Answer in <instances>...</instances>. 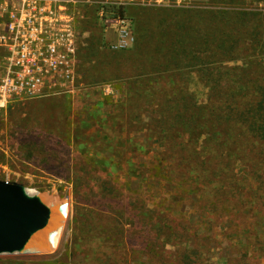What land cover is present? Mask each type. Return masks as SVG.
I'll list each match as a JSON object with an SVG mask.
<instances>
[{
	"label": "rangeland",
	"instance_id": "1",
	"mask_svg": "<svg viewBox=\"0 0 264 264\" xmlns=\"http://www.w3.org/2000/svg\"><path fill=\"white\" fill-rule=\"evenodd\" d=\"M174 1L129 6L137 41L122 51L100 48L94 23L87 21L77 54L83 88L73 97L14 101L0 109V179L22 183L41 193L40 198L66 204L51 251L0 254V264H264V191L257 193L259 202L247 196L231 205L228 216L208 212L202 186L195 188L181 176L168 180L165 147L153 135L154 119L161 114L146 101L152 93L156 100L184 92L199 104L214 83L227 86V77L235 89L255 77L264 80L257 69L264 66V53L250 56L251 65L241 59L210 64L207 73L204 66L192 65L180 72L175 69L173 75L169 71L156 76L140 72L138 62L142 52L138 40L144 32L139 22L148 28L161 19L174 25L187 19L195 23L198 10L206 12L200 15L201 22L216 25L240 12L232 8L264 13V0H182L179 5ZM174 7L190 13L170 12ZM211 12L214 15L207 14ZM255 22L264 29V14L256 15ZM108 83L113 95L104 93ZM183 86L186 89L181 91ZM184 137L188 140L187 134ZM78 179L87 181L79 189L83 202L74 199ZM103 183L106 195H111L114 185L119 209L131 223L106 207L110 201H97ZM159 212L166 221L159 230L161 237L154 238L141 223ZM170 232L173 240L164 242L163 234Z\"/></svg>",
	"mask_w": 264,
	"mask_h": 264
},
{
	"label": "trees",
	"instance_id": "2",
	"mask_svg": "<svg viewBox=\"0 0 264 264\" xmlns=\"http://www.w3.org/2000/svg\"><path fill=\"white\" fill-rule=\"evenodd\" d=\"M128 8L129 6L124 13L134 20ZM180 8L174 7L170 12L190 13V10ZM222 10L228 11L227 8ZM229 10L240 12H232L234 16L216 25L201 22L200 15H206V12L198 10L194 11L198 19L195 23L187 22V19L182 24L179 21V24L174 25L161 19L148 28L139 22L144 30L143 38L138 40V44L142 46L138 58L139 68L141 67L139 71H145V74L153 72L156 76L171 71L170 75H173L175 69L180 72L184 66L200 65L204 66V72L207 73L210 64L234 59H241L247 64L250 63V56L260 57L264 53V29L255 22V16L264 13L258 10ZM207 14L214 15L212 12ZM87 21L94 23L91 19L85 20L82 30ZM94 27L99 44L100 32L95 23ZM244 69L249 70L247 66ZM257 69L264 73V66H258ZM226 82L225 87L214 83L204 103L197 104L191 97H186L184 92L156 100V94L152 93L154 95L146 98L150 105L156 107V112L161 114L160 118L154 119L153 135L165 147L164 154L169 163L165 166L169 173L168 180L181 176L185 183L195 188L202 186L206 193L203 197L207 201L208 212L223 216L232 213L231 205L242 203L247 196L259 202L260 196L257 193L264 191V80L261 76L255 77L252 81L241 82L237 89L230 85V77L226 78ZM167 83L170 87L171 82L167 80ZM149 88L153 90V85ZM149 88L145 90L149 91ZM185 89L183 86L181 91ZM133 91L139 93L137 89ZM185 134L188 135V140L184 137ZM202 135L205 136L202 144L197 145ZM249 178L254 183L251 184ZM241 181L246 185L238 184ZM74 183V199L78 202L85 201L79 189L85 187L87 181L78 179ZM111 187L113 192L106 195V186L104 183L100 184L97 201L101 198L110 201L106 207L119 215L121 220L131 223V220L125 218V211L119 209L122 206L117 204L120 198L117 190L113 184ZM88 201L91 202L90 205H94L93 200ZM164 221L166 216L159 212L155 218L143 220L141 225L145 223L149 233L156 238L162 232ZM121 230L127 232L123 226ZM157 231L159 232L156 233ZM163 235L164 242L173 240L171 232Z\"/></svg>",
	"mask_w": 264,
	"mask_h": 264
},
{
	"label": "built area",
	"instance_id": "3",
	"mask_svg": "<svg viewBox=\"0 0 264 264\" xmlns=\"http://www.w3.org/2000/svg\"><path fill=\"white\" fill-rule=\"evenodd\" d=\"M182 0H175L179 5ZM171 0H0V109L14 101L73 97L83 88L78 71L81 26L94 21L99 46L122 51L135 42L126 7L164 6ZM263 9H264V3ZM112 94L110 83L103 86Z\"/></svg>",
	"mask_w": 264,
	"mask_h": 264
},
{
	"label": "water",
	"instance_id": "4",
	"mask_svg": "<svg viewBox=\"0 0 264 264\" xmlns=\"http://www.w3.org/2000/svg\"><path fill=\"white\" fill-rule=\"evenodd\" d=\"M51 215L22 183L0 179V254L35 252L29 245L47 231Z\"/></svg>",
	"mask_w": 264,
	"mask_h": 264
},
{
	"label": "bare ground",
	"instance_id": "5",
	"mask_svg": "<svg viewBox=\"0 0 264 264\" xmlns=\"http://www.w3.org/2000/svg\"><path fill=\"white\" fill-rule=\"evenodd\" d=\"M27 192L30 196L39 200L46 208L52 211L49 228L41 236L32 239L29 245L30 250L36 249V253L49 252L54 248L53 233L57 232V223L65 213L66 204H64V201L59 199L51 200L46 197L44 199L40 198L41 193L34 190H27Z\"/></svg>",
	"mask_w": 264,
	"mask_h": 264
}]
</instances>
